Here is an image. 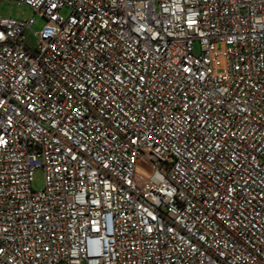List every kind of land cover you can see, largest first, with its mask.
<instances>
[{"label": "built area", "instance_id": "2783aa9c", "mask_svg": "<svg viewBox=\"0 0 264 264\" xmlns=\"http://www.w3.org/2000/svg\"><path fill=\"white\" fill-rule=\"evenodd\" d=\"M2 2L0 264H264V0Z\"/></svg>", "mask_w": 264, "mask_h": 264}, {"label": "rangeland", "instance_id": "374dc122", "mask_svg": "<svg viewBox=\"0 0 264 264\" xmlns=\"http://www.w3.org/2000/svg\"><path fill=\"white\" fill-rule=\"evenodd\" d=\"M68 9H63L61 11V15L67 17L69 15ZM0 14L3 17H10L19 20H25L30 17H35V24L32 27L34 32L39 31L45 24L46 20L37 16L32 8L17 3L10 2H2L0 4ZM44 187V171L41 168L35 169L33 173V182L32 188L34 190H41ZM60 264H66L65 262H61Z\"/></svg>", "mask_w": 264, "mask_h": 264}]
</instances>
